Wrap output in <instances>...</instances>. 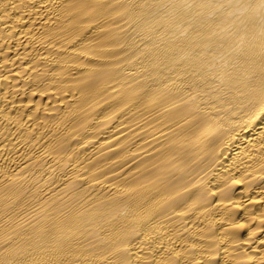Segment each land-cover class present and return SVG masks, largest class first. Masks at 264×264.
<instances>
[{"label": "bare ground", "instance_id": "bare-ground-1", "mask_svg": "<svg viewBox=\"0 0 264 264\" xmlns=\"http://www.w3.org/2000/svg\"><path fill=\"white\" fill-rule=\"evenodd\" d=\"M0 264H264V0H0Z\"/></svg>", "mask_w": 264, "mask_h": 264}]
</instances>
